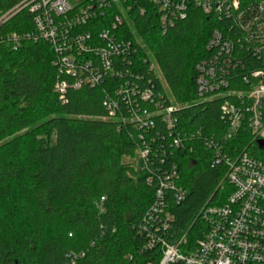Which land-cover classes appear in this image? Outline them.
<instances>
[{"label": "trees", "instance_id": "1", "mask_svg": "<svg viewBox=\"0 0 264 264\" xmlns=\"http://www.w3.org/2000/svg\"><path fill=\"white\" fill-rule=\"evenodd\" d=\"M21 1L0 0L1 14ZM238 1L247 7L261 0ZM171 3L184 5V17L174 6L178 16L169 13L164 30L163 13L150 0H126L128 21L117 36L140 42L130 59L139 62L140 88L149 87L154 97L160 93L166 99L162 81L150 70V53L170 96L184 106L177 113L183 142L179 147L171 146L173 138L158 118L148 134L109 118L105 101L113 93L111 82L57 94L59 76L50 44L21 39L15 49L7 40L9 35L23 37L34 31L28 10L0 27V143L12 139L0 147V264H159V246L149 248L153 237L173 239L188 232L195 241L207 229L201 210L208 203L223 204L232 192L222 182L226 168L217 164L210 148L226 132L223 98L199 97L196 66L207 58L214 30L233 42L238 30L233 18L206 14L196 0ZM113 12L99 20L97 29L110 28ZM235 56L241 64L229 75V90L246 91L249 83L242 77L250 70H264V60L239 46ZM127 112L122 105L121 113L126 117ZM37 121L54 135L53 142L33 129ZM152 138L150 145L159 155L147 172L123 164ZM172 167L179 175L175 188L186 195L178 203L175 190H164L172 216L164 229V220L150 219L149 213L160 179Z\"/></svg>", "mask_w": 264, "mask_h": 264}, {"label": "built area", "instance_id": "2", "mask_svg": "<svg viewBox=\"0 0 264 264\" xmlns=\"http://www.w3.org/2000/svg\"><path fill=\"white\" fill-rule=\"evenodd\" d=\"M150 2L163 13L164 30L168 14L178 16L172 10L174 6L184 17V5H174L171 0ZM196 4L206 14L233 18L239 34L233 42L226 40L221 31L214 30L207 43L209 54L196 66L199 97L223 98L221 111L228 121L226 132L223 140L211 144L210 148L217 164L226 168L222 182L232 192L223 204L208 203L201 210L199 217L207 227L202 237L192 241L188 232L173 239L157 236L151 239L149 248L159 246V264H264V149L260 147V142L264 143V70H250L242 77L249 83L248 90H229V75L241 64L235 56L237 46L264 60V0L247 7H241L238 0H196ZM25 9L33 14L34 31L23 37L9 35L7 40L14 43L15 49L21 39L50 44L59 76L55 84L57 94L62 97L69 90L102 87L111 82L113 93L105 101L109 118L133 124L146 134L155 128L158 118L173 138L171 146L183 145L177 132V113L184 106L167 93L164 99L160 93L154 97L149 87L140 88L136 73L139 62L130 60L137 54L140 42H133L136 48L132 41L117 36L118 29L128 21L130 8L126 0H22L9 12H0V27ZM111 10L114 12L109 17L110 28L97 29L99 20L107 19ZM146 57L150 70L160 79L152 55L147 53ZM122 105L127 108L126 117L121 113ZM144 138L140 135L139 140ZM154 141V138L144 141L137 150L141 169L146 172L151 161L158 159L159 151L150 145ZM236 141L242 145L240 149ZM178 178L177 168L172 167L160 179L157 201L149 213L150 219L156 216L164 220V229L169 228L172 220L164 203V190H175L178 203L186 195L183 189L175 188Z\"/></svg>", "mask_w": 264, "mask_h": 264}, {"label": "rangeland", "instance_id": "3", "mask_svg": "<svg viewBox=\"0 0 264 264\" xmlns=\"http://www.w3.org/2000/svg\"><path fill=\"white\" fill-rule=\"evenodd\" d=\"M156 71L158 73V76L160 77L164 87H165V91L167 93V95H170V92L166 86V84L164 83L161 75H160V72L158 71V69L156 68ZM33 129L37 130V132L39 134H41L42 136H44L47 140H50V141H54V135L49 132V130H47V128H45L43 126V122L42 121H37L34 125H33ZM20 134H17L16 136L18 137ZM12 139H7L5 140L4 142L0 143V147L2 145H5L7 142L11 141ZM123 164H126V165H131V166H134L135 168H141V157H140V154L139 153H136L135 157H131V158H124L123 159Z\"/></svg>", "mask_w": 264, "mask_h": 264}, {"label": "water", "instance_id": "4", "mask_svg": "<svg viewBox=\"0 0 264 264\" xmlns=\"http://www.w3.org/2000/svg\"><path fill=\"white\" fill-rule=\"evenodd\" d=\"M260 147H261V149H264V143L263 142H260Z\"/></svg>", "mask_w": 264, "mask_h": 264}]
</instances>
